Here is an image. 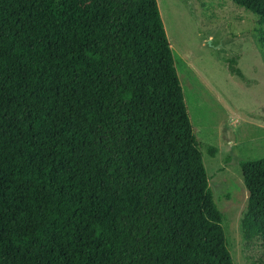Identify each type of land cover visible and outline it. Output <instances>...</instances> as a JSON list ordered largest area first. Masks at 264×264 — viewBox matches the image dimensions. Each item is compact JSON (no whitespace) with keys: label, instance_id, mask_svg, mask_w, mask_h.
<instances>
[{"label":"trees","instance_id":"obj_1","mask_svg":"<svg viewBox=\"0 0 264 264\" xmlns=\"http://www.w3.org/2000/svg\"><path fill=\"white\" fill-rule=\"evenodd\" d=\"M199 148L156 0H0V264H233Z\"/></svg>","mask_w":264,"mask_h":264},{"label":"rangeland","instance_id":"obj_2","mask_svg":"<svg viewBox=\"0 0 264 264\" xmlns=\"http://www.w3.org/2000/svg\"><path fill=\"white\" fill-rule=\"evenodd\" d=\"M156 2L232 263L264 264L260 242L242 236L239 166L264 158V30L230 0Z\"/></svg>","mask_w":264,"mask_h":264}]
</instances>
